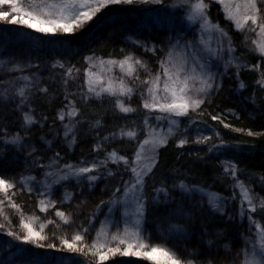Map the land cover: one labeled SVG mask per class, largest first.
<instances>
[{
	"label": "snow or ice",
	"instance_id": "snow-or-ice-1",
	"mask_svg": "<svg viewBox=\"0 0 264 264\" xmlns=\"http://www.w3.org/2000/svg\"><path fill=\"white\" fill-rule=\"evenodd\" d=\"M213 3L220 4L223 0H195L194 3L193 0H180L178 5H169L166 0H0V25H23L32 30L27 35L43 34L34 41L37 44L41 40L47 42L58 38V34H73L76 29L87 28L101 9L110 5H160V9H150L157 15L150 18L151 24L145 23L143 27L150 31L154 25L167 29L169 33L159 45L139 39L132 41L156 56L155 70L130 55L119 61H105L93 54L85 58L89 64L96 59L99 65L109 66V72L113 66H118L123 76L105 79L89 67L85 71V84H77L73 91L69 88L75 81L74 73L79 70L75 65L66 67L65 63L58 61L52 67L64 70L58 78L63 91L51 89L54 95L50 94V87H45L46 82H42L39 76L11 75L23 73L30 64L14 63L8 67L6 62L0 61V67L7 68V78L0 77V160L6 158L9 149L23 153L25 172L28 173L19 181L6 179L0 174V212L7 206L20 214L19 231L13 230L11 219L5 214L4 222H0V233L21 245L32 246L18 249L20 253H31L34 257L19 264H72L77 258H82L80 264H106L116 257H142L153 264H193L191 260L185 262L175 254V245L170 250L166 246L168 241L186 239L192 226L206 212L213 215L224 212L228 203L236 200V189L240 195L239 217L242 221L247 218L249 226L258 227L251 214L257 211L264 214V197L239 179V170L233 160L221 161L223 175L232 178L229 185L233 191L231 196L217 195L206 191L201 182L180 178L179 169L174 167L171 171L175 176L161 174L157 180L161 173L160 150L169 145V137L178 135L177 148L208 145L204 155H201L204 149L190 151L189 154L198 161H205L206 157L211 159L208 154H219L227 147H239L229 145L202 119L207 114L224 128L244 133L243 128H233L224 122L222 115L236 116L231 109L225 114L217 112L215 115L206 111L205 106L211 107L223 91L225 78L237 95L242 90H250V96L245 99L256 110L264 104V43L249 48L248 54L254 55L257 63L243 59L244 53L237 55L231 37L212 25L208 11ZM172 8L184 13L180 20L181 23L188 22L186 27L176 28L175 13L170 11ZM245 8V15L235 20L236 27L242 29L243 24L251 21L253 27L250 30L258 31L264 37V0H245ZM161 12L164 15H160ZM213 31L218 32L214 49L207 47L202 38L204 33ZM190 32L192 39H189ZM138 69L146 78L141 79ZM243 71L255 73V78L246 83L241 78ZM134 96L140 101L136 107L132 106ZM34 104L48 106L54 115L50 119L49 115L41 112L37 119ZM109 114L110 122L102 123L103 117ZM133 115L138 118L132 119ZM249 118L255 119L256 113L250 112ZM181 123L185 125L183 128ZM45 125H48V132L37 138L34 130L43 129ZM207 131H211V135H207ZM49 134L51 139L46 138ZM246 135H264V132L248 130ZM213 137L219 138V144ZM89 138L94 141L91 148L82 149L81 157L73 161L70 153ZM125 144L132 147L130 153L125 151ZM36 170L42 174V180H37L32 174ZM250 179L258 180L264 187V178ZM101 182L105 184L104 191L109 198L100 200L93 211L77 223L88 198ZM73 187L75 191H69ZM58 188L62 189V194L57 198ZM18 193L36 196L37 206L43 213L56 209L55 216L73 230L72 235L69 238L58 236L55 230L51 236L42 234L47 225H53V229L60 225L49 219L47 224H39V230L33 227L32 222L40 218L24 216L22 207L14 199ZM77 199L79 203L68 213L57 208V204L71 205ZM160 207L165 208V214L154 219L161 221L156 225V233L164 246L151 244V233L144 227L151 222L150 214ZM102 208L106 209L105 217L97 230L95 224ZM120 209L123 211L116 219L115 213ZM104 224L114 231H106ZM221 234L217 232V236ZM207 243L212 246L213 241L209 239ZM230 247V244L223 245L225 251ZM44 248L77 255L57 256L50 261L45 254L35 251ZM243 256L244 264H264V242L258 249L253 245ZM0 264L18 262L9 258ZM114 264L134 262L115 261Z\"/></svg>",
	"mask_w": 264,
	"mask_h": 264
},
{
	"label": "trees",
	"instance_id": "trees-1",
	"mask_svg": "<svg viewBox=\"0 0 264 264\" xmlns=\"http://www.w3.org/2000/svg\"><path fill=\"white\" fill-rule=\"evenodd\" d=\"M177 0H166L168 4H174ZM162 6L160 5H112L102 12L97 14V17L93 19V21L89 22V26L84 29H76L73 34H58V38H53L51 40H41L39 44L34 43L35 40L42 37L43 34L35 33L34 35H27L28 33H32L31 29H27L26 26L23 25H11V24H2L0 25V39L6 38L11 35L17 37L20 34V37L28 38V41L31 43L30 45H34V47H27L26 41L23 43L13 42L12 46L16 49V52L25 53L24 50L28 51L26 54L29 56H25L27 58H38L39 60L44 59L52 52H57L61 54V52H67L69 54L64 55V57L70 58L71 61H76L78 56H83L87 51L91 53H98L100 55H106L109 57L122 58L125 56L123 43L117 38H113L112 28L115 25L123 23L125 20L140 22V25H144L145 23H151V17L157 15L156 12L150 11V9H160ZM179 13V11L177 12ZM160 15H164L163 12L159 13ZM209 18L213 24H215L219 29H223L229 37H231L234 46L236 47V54L240 55L244 53L243 59L247 60L250 63H257L258 60L254 55L248 54L249 48H253L254 45L249 41L248 31L244 29H237L233 26L230 21H228L225 17L224 12L221 8L213 3L210 5ZM180 15V13H179ZM179 16L174 17L175 24L177 23ZM162 33L159 28L154 25L151 27L150 31L146 30V34L152 39H158V34ZM160 37V36H159ZM47 39V38H45ZM77 48H82L79 51H75ZM74 50V51H72ZM123 50V51H122ZM71 52V53H70ZM264 67V65H262ZM29 70H37L36 67H31ZM141 74V72H140ZM255 73L249 71H243L241 73V78L246 82L250 83L255 78ZM44 84L45 87H50V94L54 95L55 92L51 91V89H55L56 91L62 92L63 87L61 83L58 82L54 78V76H46ZM74 88L77 84L84 85L85 82L83 79H78L71 83ZM227 87H224L223 91L220 93L218 97L215 98L214 104L211 107L205 106L207 113L211 115L217 114V112L221 114L227 113L225 108L233 103L234 100L232 98H228L226 96ZM239 98L243 100L248 106L254 109L256 113L255 119H250L246 113H242L238 116V118L232 115H222L225 123H229L233 128H243L244 133H236L231 131V129L224 128L222 124L217 121H212L210 119V115H205L202 119L206 120L208 126L211 130H215L220 134V137L223 138L229 145H239L238 148L227 147L223 149L225 152L230 151L234 153L238 157V170L239 173L250 182L252 187H254L255 192L259 194V196L264 197V187H261L260 182L256 179H250V177H258L264 178V135H253L247 136L246 133L248 130H251L253 133L264 132V104L261 105L259 110H256L254 105L248 102L245 97L250 96V90H242L239 95ZM62 99V97H61ZM134 103L133 107H136L140 101L139 98L133 97ZM239 102L235 101L233 104H238ZM241 103V102H240ZM238 104V106L240 105ZM243 103V102H242ZM57 106L59 105V100L56 101ZM218 106V107H217ZM33 107L36 109L37 119H39V114L43 112L44 114L49 115L50 119L52 115H54V111L50 109L48 106H40L34 104ZM240 107V106H239ZM194 115V114H193ZM91 118V117H89ZM132 119H137L138 117L133 115ZM111 116L105 115L103 117L102 123L110 122ZM181 120H187V118H181ZM203 126V125H201ZM35 135L38 138L42 133L48 132V125H45L43 129L36 128ZM105 134H107L105 132ZM50 135V134H49ZM48 135V136H49ZM83 136V132L80 134ZM219 139V138H218ZM93 140L89 138L85 142L81 143L73 153H70L73 161H76L81 157V150L90 149ZM176 142L174 140H170L169 145L166 148L161 149V173L157 175V180H159L161 174H166L169 177L175 176L176 174L171 171L174 167L179 169L181 177H186L187 180L201 183H209L214 189L225 196H230L233 194V191L229 189V185L231 183L230 176L225 177L223 175V169L220 166L219 161L214 157V154H208L211 157L205 158V161H198L195 159L194 155L189 154L192 149H181L175 147ZM118 147V145H116ZM195 147V146H194ZM125 151L130 153L132 151V147L125 144ZM208 145H204V147H198L199 149H204V152H201V155H204L207 151ZM196 149V148H194ZM51 154V153H49ZM14 158V157H13ZM9 154L6 155V158L3 159L2 165L5 167H1L0 165V174H3L6 179H14L19 173L18 170L14 169L16 164L20 163L21 160H13ZM5 161V162H4ZM12 168H8V167ZM159 186V185H157ZM100 187L96 188L93 194L88 198L86 207H89L91 204H94L100 199ZM87 195V194H86ZM17 204H19L23 210L28 211H36L37 205L32 201V199L27 194L18 193L14 197ZM76 203H79V199L76 200L73 207L75 208ZM36 209V210H35ZM84 209V210H85ZM84 210H81L80 215L77 217V223L83 220ZM158 210V209H157ZM14 210H12L13 212ZM38 212V211H37ZM40 213V212H39ZM14 215L12 219L16 220V213L11 214ZM153 215V214H151ZM253 215L263 223L264 225V214L260 211L257 213H253ZM52 220L54 218L51 217ZM79 221V222H78ZM58 224V222H56ZM59 228L53 229V225H50L48 229L44 232V235L51 236L52 231L55 230L56 234L66 235L68 232L67 226L60 224ZM193 228L198 229L201 228L205 232V239L202 243L201 249L199 251L205 254L208 257L209 262L211 264H236V257L240 251L241 244V227L239 224L234 221L228 220L226 217L221 215H213L210 213H205L204 216L198 220L193 226ZM217 232L222 233L217 236ZM211 239L213 241L212 246H209L207 241ZM15 240L11 237H8L4 233H0V243H4L6 241L11 244ZM59 245V242L56 241ZM47 243V241H45ZM224 244H230L231 247L229 250L225 251L223 248ZM27 248H31L30 245H24ZM49 250V249H48ZM51 250V249H50ZM36 252L41 251L40 249H36ZM197 251V252H199ZM137 262H134V264Z\"/></svg>",
	"mask_w": 264,
	"mask_h": 264
},
{
	"label": "rangeland",
	"instance_id": "rangeland-1",
	"mask_svg": "<svg viewBox=\"0 0 264 264\" xmlns=\"http://www.w3.org/2000/svg\"><path fill=\"white\" fill-rule=\"evenodd\" d=\"M179 2H180V0H177L176 3L171 4V5H178ZM194 2H195V0H193V3ZM217 5L224 12L226 19L228 21H230V23H232L235 28H237L236 24H235V20L241 19L245 15V12H246L245 0H223V3L217 4ZM110 6H112V5H110ZM104 9H101L100 12H102V10H104ZM170 11H173L175 13L174 17L179 16V19L176 18V20L178 19V21L175 24L177 29L186 27L188 25L187 21H184V23H181L180 17L182 15H184V13L182 11H179L180 15H179V13H177L178 11L175 8L170 9ZM229 17H232V19H229ZM212 25L215 28H218L215 24L212 23ZM252 27L253 26L251 24V21H248L246 24H243L242 29L248 31L249 41L252 43V45H254V47H256L257 44L264 43V37H261L258 31H256V32L251 31L250 29ZM159 29L162 32V33L158 34L160 37L158 36L157 37L158 39H152V37H150L146 34V30L147 31H149V30L147 28H144L143 25H140V22L125 20L123 23L115 25L112 28V32H113L112 36H113V38H117L118 40H120L123 43V47L125 48L124 49L125 56L130 55V56H133L135 58H138L141 61L146 62L150 68L155 70L157 67L156 56H153V54L150 52H145L143 48H140L138 45L133 44L132 41L139 39V40H144L145 42H150V43H154V44L159 45L163 41H165L167 35H169L167 29H161V28H159ZM217 35H218V32H216V31L203 34L202 38L205 40L207 47H210L213 49L216 47ZM13 37L14 38H11V35H9L6 38L0 39V45H3L2 47H0V61L6 62L8 67H11L14 63H21V64L28 63L31 66L29 68H27L23 73H15V72L11 73L12 76L36 75V76L41 77L42 82H45V79H46L45 77L50 75L51 77L54 76V78L56 80H58L59 83H61L58 78L60 77V75L62 74V72L64 70L60 69L58 67H52L58 61L65 63L66 67L71 66V65H75L76 69L79 70L78 73H74V75L76 77L75 81L78 79H83V81L85 82V71L89 67L92 68V71L95 74L100 75V76L104 77L105 79H107L109 76H112L114 78H121L123 76V73L120 71L118 66H113L111 68V72H109L108 71L109 66L99 65V62L96 59H93L91 64H89L85 58L89 57V56H93V54H95L96 57H100L105 61H107L109 59L119 61V60H123L125 58V56L122 58H115L114 59L113 57H109L106 55L103 56V55H100L98 53H91L90 51H87L86 54H83V56H78L76 61H71L70 58L64 57V55H63V54L67 55L69 53L62 51L61 54H59L57 52H52L50 55H48L47 57H45L42 60H39L38 58H27V57H29L26 54L28 51L24 50L25 53H22V54L20 52L18 53L15 51L16 49L13 48L12 43L16 42V41L23 43L24 41H26L27 44L25 46H27V47L30 46L33 48L34 45L33 44L30 45L31 43L28 41V38L25 39L24 37H20V34H19L18 38L15 36H13ZM189 39H192V33L191 32L189 33ZM253 42H256V43H253ZM81 49L82 48H77V49H75V51H79ZM72 51H74V50H72ZM157 55H159V54H157ZM25 56H27V57H25ZM31 67H36L38 70H34V71L29 70ZM138 72H139V74L141 72V74H140L141 79L146 78L145 74L142 70L138 69ZM0 77L7 78V68L6 67H0ZM125 82H128L127 78H125ZM44 84H46V83H44ZM224 87H227L226 96H228V98H232L234 100V102L235 101L236 102L238 101L239 103L241 102L239 105L240 107L238 106L239 103L235 104V105L233 104L234 102L230 103L225 108L226 112H228V110L231 109L232 111H234L236 113V117H238L241 114V112L246 113L248 116H249L250 112H254V109L252 107L248 106L243 100H241L239 98V96H237V94H235L231 90L227 78H225ZM73 90H75V87L73 88L72 84H71L69 91H73ZM134 97H137V96H134ZM137 98H139V97H137ZM233 117H235V116H233ZM177 119L181 120V118H177ZM184 126H185L184 123H181V128H183ZM201 127H203V126H201ZM174 132H175V129H174ZM206 134L211 135V131H207ZM46 138L51 139L52 138L51 134L49 136H47ZM172 139L174 140V142H176V144H178V142H179L178 135L169 137V140H172ZM213 140L217 144H219V139L217 137H213ZM198 147L202 148V147H204V145H199V146L186 145L185 146L186 149H194V148L198 149ZM185 148H181V149H185ZM7 154H9L11 156V158L14 157L13 160H16V159L21 160V162L16 164V167L14 168V169L18 170V172H19L14 179L19 181L21 176H26L28 174L27 172H25V166H24L25 156L23 153H16L11 149L7 150L6 155ZM121 154H124V153H121ZM214 157L217 159V161H219L221 167H222L221 161H223V160H233V161H235L236 165H238V162H239L238 157L230 151L225 152L224 150H222L219 154H214ZM2 161L3 160H0V165L3 168V167H5V165H2ZM8 168L10 169L12 167H8ZM32 174L36 176L37 180L43 179V176L39 170L34 171ZM237 175H238L240 180L244 181L246 186L252 187L250 182L247 181V179L244 178L239 173V171L237 172ZM125 176L127 178V174H125ZM229 178H230V181H232V178L231 177H229ZM112 183L115 184V181H112ZM202 185L204 186L206 191L215 193V194L220 195V196H225L222 193L216 191L214 189V187L209 183H206V184L202 183ZM98 187L101 188L100 193H99V195L101 194L100 199L97 202H95L94 204H91L89 207H87L83 211L84 216L87 213L92 212L93 209L95 208V205L99 204L100 200H107L109 198V194L104 191L105 184L103 182H101L97 185L96 188H98ZM69 191L74 192L75 188L74 187L70 188ZM235 193H236V200L230 201L228 203L227 207L225 208L224 212L216 213L215 215H217V216L221 215V216L226 217L227 219L229 216H231V217H233V219H231V221H234L235 223L240 225V227H241V241H240L241 244L240 245L241 246H240L239 254L236 257V261H237L236 264H244L243 253L251 250L253 248V245H255L258 249L259 246L261 245V243L264 242V225L253 214H251L252 219L255 220L256 225L258 227L249 226V224L247 223V218L243 219V221L241 220V218L239 217V214H238L239 213V207H240L239 190L236 189ZM23 194H27V193H23ZM61 194H62V189L58 188L57 189V198ZM86 194H87V192H86ZM0 196H2V194H0ZM29 197L32 199V201L35 203V205H38V200H37L36 196L33 195V196H29ZM254 202L258 203V200L254 201ZM74 203L71 205H69V204H64V205L57 204V208L61 211H65L66 213H68L69 211L74 209V207H73ZM204 204L207 207V199L206 198L204 199ZM55 211H56V209H49L48 213H43L39 210V208L37 206V210L35 212L34 211H28L26 209V210H23V214L26 218L31 217L33 215L39 217L40 219L38 221L32 222L33 227H35V228H37V230H39V224L40 223L47 224V220L51 219V217L54 218V220L56 222H58V224L60 223L63 225V222L60 220V218L55 216ZM122 211H123V209H120L119 211H117L115 213L116 219L120 218ZM165 211L166 210L164 207L158 208V210H156L153 215L150 214L151 222L146 223L144 225V227L147 229V231L149 233H151L152 239H151L150 243L153 245L164 246L160 237L156 233V225L161 223V221L154 219V217H160V216L164 215ZM105 212H106V209L102 208L101 212H100V216H99V218L95 224V227L97 228V230H99L102 226L101 222L104 221ZM129 212H131V209H129ZM15 213H16L15 211L12 212V209L5 206L3 208V211L0 212V222H4V215L6 214L11 219L13 230L19 231L18 221L20 219V214L16 213V220H15V219H12L14 215H11V214H15ZM206 213L212 214L211 212H206ZM84 216H83V219H84ZM49 226L50 225H47V227H45L42 234H44V232L48 229ZM103 226H104L106 231H114V229H109L107 224L106 225L104 224ZM67 232L68 233L66 235H64V234L63 235L66 238H69L72 235L73 230L71 228H68ZM204 239H205V232L201 228L195 229L192 227L191 231L188 234V237L186 239L182 238V239H177L175 241L170 240V241H168L166 246L170 250H172L173 245H175V249H174L175 254H177L185 262H187L188 260H191L193 262V264H211L209 262L208 257H206L204 253L202 254L199 251V249H201V247L203 245L202 243L204 242ZM10 241L13 242L12 240H10ZM21 247H25V246L21 245L19 241H15L12 244L8 241H6L4 243H0V261H6L7 259L10 258L12 260L17 261L19 264V262H27L29 260H32L34 257L32 256L31 253H20L18 251V249ZM40 250L41 251H38V252L45 254L46 258L50 261L54 260L55 257H57V256L75 257L77 255L75 253L60 252L58 250H52V249L48 250L47 248L40 249ZM197 251H199V252H197ZM80 259H82V258H77V259L73 260L72 264H80ZM115 261L137 262L135 264H153V262L148 261L146 259H143L142 257H116V258H111L109 261L106 262V264H114Z\"/></svg>",
	"mask_w": 264,
	"mask_h": 264
},
{
	"label": "bare ground",
	"instance_id": "bare-ground-1",
	"mask_svg": "<svg viewBox=\"0 0 264 264\" xmlns=\"http://www.w3.org/2000/svg\"><path fill=\"white\" fill-rule=\"evenodd\" d=\"M106 225V224H105Z\"/></svg>",
	"mask_w": 264,
	"mask_h": 264
}]
</instances>
